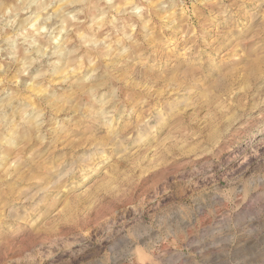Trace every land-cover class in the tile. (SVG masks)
<instances>
[{
	"label": "rangeland",
	"instance_id": "rangeland-1",
	"mask_svg": "<svg viewBox=\"0 0 264 264\" xmlns=\"http://www.w3.org/2000/svg\"><path fill=\"white\" fill-rule=\"evenodd\" d=\"M0 264H264V0H0Z\"/></svg>",
	"mask_w": 264,
	"mask_h": 264
}]
</instances>
